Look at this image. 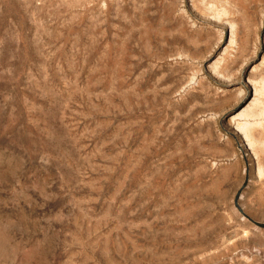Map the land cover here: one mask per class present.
Segmentation results:
<instances>
[{
	"label": "rangeland",
	"instance_id": "rangeland-1",
	"mask_svg": "<svg viewBox=\"0 0 264 264\" xmlns=\"http://www.w3.org/2000/svg\"><path fill=\"white\" fill-rule=\"evenodd\" d=\"M253 220L264 0H0V264H264Z\"/></svg>",
	"mask_w": 264,
	"mask_h": 264
},
{
	"label": "water",
	"instance_id": "water-1",
	"mask_svg": "<svg viewBox=\"0 0 264 264\" xmlns=\"http://www.w3.org/2000/svg\"><path fill=\"white\" fill-rule=\"evenodd\" d=\"M246 178H248V174L246 176ZM247 180V179H246ZM253 222L258 225L259 227L264 228V222L263 221H257V220H253Z\"/></svg>",
	"mask_w": 264,
	"mask_h": 264
}]
</instances>
